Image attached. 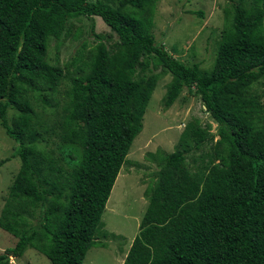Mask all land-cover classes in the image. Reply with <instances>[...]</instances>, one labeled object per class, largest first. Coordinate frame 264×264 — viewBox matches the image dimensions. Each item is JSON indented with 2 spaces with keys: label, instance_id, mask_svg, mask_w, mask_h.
<instances>
[{
  "label": "trees",
  "instance_id": "trees-1",
  "mask_svg": "<svg viewBox=\"0 0 264 264\" xmlns=\"http://www.w3.org/2000/svg\"><path fill=\"white\" fill-rule=\"evenodd\" d=\"M155 7L156 0H0V126L16 144L10 157L19 160L0 210V229L16 241L0 253V264L27 248L51 264H82L90 247H103L96 240L101 215L141 130L157 68L170 74L162 109L192 88L217 138L195 119L160 157L121 264H264V89L255 88H264V0H235L222 9L210 70L185 64L155 42ZM94 16L115 35L110 47L92 34L98 41H82L63 67L50 63V39L58 46L77 38L81 30L69 21L81 17L92 33ZM65 76L62 114L42 125L39 115L57 113ZM49 132L77 147L79 155L68 152L75 166H56L60 159L37 145ZM205 143L217 162L191 175L185 158Z\"/></svg>",
  "mask_w": 264,
  "mask_h": 264
},
{
  "label": "rangeland",
  "instance_id": "rangeland-1",
  "mask_svg": "<svg viewBox=\"0 0 264 264\" xmlns=\"http://www.w3.org/2000/svg\"><path fill=\"white\" fill-rule=\"evenodd\" d=\"M232 1L235 0H156L151 27L155 42L185 64L197 63L200 69L210 70L220 39L222 9ZM248 2L251 0H246ZM198 10L201 11V16L196 14ZM92 21V33L89 32V20L81 17L69 21L72 30L76 27L81 30L77 38L62 39L58 46L55 40L50 39L47 50L49 62L63 67L65 62L76 55L82 41L89 46L98 41L92 34L101 35V40L110 47L115 35L99 17H92ZM107 34H111L109 38ZM152 72L159 73L160 78L147 102L141 130L129 146L101 215L102 226L97 232L96 240L103 247H90L82 264H121L138 231V223L147 203L144 190L154 184V172L158 168L160 157L172 151L178 135L187 123L196 119V125L214 135L215 123L204 110L199 97L192 92V88H182L171 105L162 109V97L170 74L162 68L153 69ZM68 80L69 76L63 77L57 87L56 98L59 103L56 115L38 116L42 125L51 126L58 121V115L62 114L61 106L67 102L64 91L68 87ZM255 88L259 92L264 89L261 85ZM261 101L264 103V94ZM36 110L40 111L38 108ZM13 112L15 111L8 110V118ZM44 136L45 140L38 141L37 145L51 150L52 157L60 159L56 166L67 170L76 165L77 161L71 160L68 152L73 151L79 155L77 147L61 144L52 132L45 133ZM216 138L214 135L212 141ZM15 145L0 126V161L7 158L0 163V210L7 196V187L18 170V158L10 157ZM211 157V144L205 143L188 153L184 166L191 175L198 176L208 166L216 164L217 160H212ZM27 221L31 224L32 218H27ZM15 241V237L0 229V253L12 247ZM7 260L8 264H51L45 256L30 248L19 257L7 256Z\"/></svg>",
  "mask_w": 264,
  "mask_h": 264
}]
</instances>
